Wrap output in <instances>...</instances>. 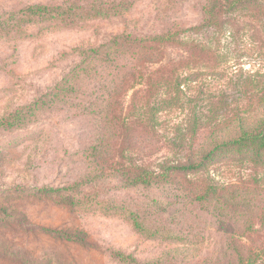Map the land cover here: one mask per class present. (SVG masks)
<instances>
[{"label": "rangeland", "instance_id": "rangeland-1", "mask_svg": "<svg viewBox=\"0 0 264 264\" xmlns=\"http://www.w3.org/2000/svg\"><path fill=\"white\" fill-rule=\"evenodd\" d=\"M206 1L0 0V264H229L235 259L229 247L233 219L224 222L210 208L177 202L170 188L125 187L112 171H98L88 144L97 131L99 99L84 105L94 97L85 74L60 103L26 107L80 60L81 51L114 34L159 31L168 16L185 26L199 24ZM33 4L68 6L76 22L67 25L52 16L44 22L13 20ZM87 5L102 14L80 15ZM247 29L221 38L224 62L218 74L202 80L230 100L237 98L244 76L264 71V26ZM245 165L221 161L210 172L220 184H237L251 172ZM72 184H77L74 193L40 191ZM131 210L143 228L133 224ZM153 228L157 232L151 233ZM259 228L255 225L258 231L250 238H264ZM246 234L237 235L243 255L252 244Z\"/></svg>", "mask_w": 264, "mask_h": 264}, {"label": "trees", "instance_id": "trees-1", "mask_svg": "<svg viewBox=\"0 0 264 264\" xmlns=\"http://www.w3.org/2000/svg\"><path fill=\"white\" fill-rule=\"evenodd\" d=\"M80 9L85 17L102 12L91 13L88 5ZM17 14L14 21L44 22L52 16L70 25L74 19L70 7L62 5L33 4ZM263 18L264 0H207L199 24L185 26L168 16L159 31L114 34L81 51L80 60L26 107L33 111L60 103L85 74L94 97L84 105L99 99L97 131L88 144L98 171H112L125 187L170 188L177 202L210 208L224 222L233 219L229 247L236 254L229 264H264V238H250L258 231L255 225L264 229V71L244 76L231 100L202 81L218 74L224 62L221 38H234L248 27L258 30ZM221 161L246 164L249 178L218 183L210 167ZM75 186L40 191L74 193ZM130 218L143 228L137 211L131 210ZM245 233L252 244L243 255Z\"/></svg>", "mask_w": 264, "mask_h": 264}]
</instances>
